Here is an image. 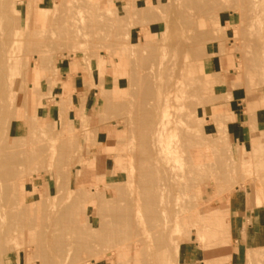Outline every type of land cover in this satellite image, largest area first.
I'll return each instance as SVG.
<instances>
[{
  "label": "rangeland",
  "instance_id": "obj_1",
  "mask_svg": "<svg viewBox=\"0 0 264 264\" xmlns=\"http://www.w3.org/2000/svg\"><path fill=\"white\" fill-rule=\"evenodd\" d=\"M36 1L38 4L29 7L28 0H0V3L4 4H0V8L5 9H0V42L9 40V37L3 36L7 32L6 29L13 30L16 24L19 30L18 37H12L10 51L13 58L12 71L16 79L12 109L16 113L6 117L5 124H8L0 130V139L3 140L0 141V147H7L5 150L20 160H16L14 156V160L6 168V171L11 170V177H4L0 173V180L6 179L0 181L1 187L5 185L0 194L3 192L0 196V206H3L2 213L5 215L0 229V264H40V260L43 261L41 264H165L163 261L166 256L170 257V264H184L190 249L206 264L210 259H219L215 262L230 260L237 251L235 240L238 235L234 227L237 211L242 209L249 216L250 212L257 208L264 209V139L250 140L252 131L257 129L264 137V0ZM205 3L206 6H203ZM184 4V7H179ZM146 14L150 18L145 17ZM90 21L93 24H90ZM199 32L202 38L205 35L206 41L200 46L202 51H195L194 48L195 52H202L200 57H196L195 53L194 56L182 44L200 39L196 38L200 35ZM60 34L63 37L66 34L67 38ZM214 34H217L216 38ZM1 37L4 40L1 41ZM191 38L192 41H189ZM141 61L144 64H140ZM133 77L135 81L132 82ZM141 79H146V83H142ZM148 81L155 83L151 86L152 92L149 91V86L147 87ZM166 81L170 82L169 86L175 85L182 90L185 99H174L173 107L168 109L165 118L181 117L186 122L183 130L192 131L189 132L190 136L197 141L200 139L205 145L202 148L195 142L190 149L196 153L202 150L204 158L201 160L202 166H196L189 154H186L187 151L178 156L174 161L177 180L171 186L173 189H166L162 195L159 183H147V188L154 186L152 189H155L151 191L149 188V193L157 190L160 194L155 193L158 197L155 195L153 202L149 204L146 200L152 193H148L150 196L146 199L148 189L140 177L143 178L142 167H148L151 163L141 156L145 153L143 149H150V142L147 141L146 144L141 134H145L143 132L147 129V124L149 138H144L149 140L152 135L153 129L150 130V124L147 122L153 119V123L157 121L158 114L154 107L161 103L167 92ZM163 82L167 85L162 84ZM139 85H142L144 92ZM146 91L151 94H145V102L140 101V95H134L135 92H141L143 95ZM248 99H259V102L251 106ZM140 102H144L141 105H154L149 107V110L146 109V112L150 111L153 116L144 114V107L138 117L139 112L137 114L136 111L140 110ZM231 112H236V118L229 126L231 117L228 113ZM245 116L248 124L244 122ZM257 121L259 127L256 126ZM68 123L71 125L68 126ZM240 125L246 126L244 139L236 134ZM67 127L72 131L67 132ZM177 134L171 139L176 141L178 137L182 138L183 133L180 134L178 130ZM73 137L76 140L72 139ZM4 141L7 142L5 146ZM196 153H193V156ZM138 160L141 162H137ZM16 163L18 164L15 165ZM40 164L43 168H40ZM183 167L185 170H181ZM191 168L194 171L190 170ZM220 168L223 170H219ZM178 171H186L184 173L187 175L179 174ZM217 171L225 175L222 176ZM228 172L229 174H226ZM218 174L221 178L217 177ZM179 183L182 185H177ZM175 184L180 193L175 191ZM117 186L119 187L116 188ZM98 188L103 193L88 199L86 192L89 190L95 193ZM4 194H11L13 198ZM77 197L82 200L80 205L78 203L81 200ZM179 205L181 207L178 210L176 208H179ZM118 206L128 208L135 226L131 228V234L138 232L139 239L144 240L142 246L137 249L138 252L135 251L132 236L129 235L131 239L128 237L129 240L120 241L124 245L119 242H101L97 246L96 242L91 240L89 245L94 251L84 253L79 244L81 241L86 242V235L77 231L68 233L66 226L62 228V215H72L78 220V225L92 224L91 233L94 234L100 231L102 225L115 223L107 210ZM87 211H90V214ZM217 211H220L221 219L213 216ZM148 212H156L155 222L149 221L151 219ZM212 212L214 214L209 217ZM220 213L217 214L220 216ZM22 214L24 215L21 216ZM212 217L214 219L210 220ZM215 218H218V221ZM164 219L170 223L168 229L174 226L171 230L173 232H170L172 234H169L170 230L162 229L163 221H166ZM19 221L20 224H15ZM152 222L155 225L152 227L156 230L153 232L149 226ZM173 222L174 225L171 224ZM122 225L123 227L118 225L119 230L126 229L125 223ZM113 226H116V223ZM143 228L151 234L148 239L141 235L144 233ZM63 229L66 230L61 232ZM205 230L209 233H204ZM197 231H200V234ZM63 232H66V240L61 238ZM203 234L209 235L204 237ZM201 236L205 239H200ZM207 236L213 238L209 239ZM245 236L242 238L245 239ZM228 237L230 239L226 241ZM198 238L200 241H197ZM155 239L158 240L156 245ZM206 242L212 243L213 247L211 248L210 244L205 248V245L209 244ZM247 245L246 264H264V245L260 242L258 246H253L249 241ZM175 246L178 247L177 254L173 252ZM221 249L228 250L222 252ZM219 251L225 255H219ZM109 252L112 253L111 258L106 255ZM96 254L103 256H99V260L98 256V259L95 257ZM116 255L121 260L116 258ZM158 255L161 256L157 260Z\"/></svg>",
  "mask_w": 264,
  "mask_h": 264
},
{
  "label": "bare ground",
  "instance_id": "obj_2",
  "mask_svg": "<svg viewBox=\"0 0 264 264\" xmlns=\"http://www.w3.org/2000/svg\"><path fill=\"white\" fill-rule=\"evenodd\" d=\"M4 1H8V0H4ZM14 1V0H13ZM61 1V0H60ZM63 1V0H62ZM177 1V0H176ZM211 0H209V2H210ZM220 1H222V0H220ZM220 1H218V3L220 2ZM224 1V0H223ZM248 1V0H247ZM64 2V1H63ZM179 2H182V1H179ZM193 1H191V3H192ZM201 2V1H200ZM211 2H213V0L211 1ZM196 3H198V2H196ZM1 5H4L2 2L0 3ZM21 4V3H20ZM33 4H38V2L36 1V0H28V6L29 7H31ZM177 4H178V2H177ZM188 4V3H187ZM194 4V3H193ZM60 5H62L61 3H60ZM133 5V4H132ZM186 4H184L183 6H179V7H184ZM87 6V5H86ZM194 6V5H193ZM203 6H206V3H205V5H203ZM65 7V6H64ZM88 7H90V6H88ZM92 7H94L93 5H92ZM96 7V6H95ZM196 7V6H195ZM197 7H199V6H197ZM196 7V8H197ZM215 7V6H214ZM133 8V7H132ZM187 8H190V7H187ZM194 8V7H193ZM0 9H3V8H0ZM9 9V8H8ZM95 9V8H94ZM184 9V8H183ZM195 9V8H194ZM3 10H5V9H3ZM68 10V9H67ZM88 10H89V8H88ZM134 10V9H133ZM177 10H178V8H177ZM182 10V9H181ZM202 10V9H201ZM63 11H66L65 9H63ZM83 11V10H82ZM91 11H94V10H91ZM156 11V10H155ZM180 11V10H179ZM197 11V10H196ZM69 13H70V11H68ZM95 12V11H94ZM178 12V11H177ZM68 13V14H69ZM97 13V12H96ZM129 13V12H128ZM180 13V12H179ZM182 13V12H181ZM180 13V14H181ZM202 13V12H201ZM205 13V12H204ZM67 14V13H66ZM92 14V13H91ZM95 14V13H94ZM96 15V14H95ZM147 16V14L145 15V17ZM182 16H183V14H182ZM184 16H185V14H184ZM183 16V17H184ZM191 16V15H190ZM189 15H188V17H190ZM37 17V16H36ZM95 17V16H94ZM99 17V16H98ZM131 17V16H130ZM144 17V18H145ZM148 18H150V16L148 15L147 16ZM1 18V17H0ZM81 18V17H80ZM109 18V17H108ZM126 18V17H125ZM186 19L185 20H187V17H185ZM192 18V17H191ZM82 19V18H81ZM94 19H96V18H94ZM1 21H2V19H0ZM112 20H113V18H112ZM124 20V19H123ZM123 20H121V21H123ZM152 20V19H151ZM183 20V19H182ZM190 20V19H189ZM188 20V21H189ZM0 21V22H1ZM104 21V20H103ZM88 22V21H87ZM192 22V19H191V21H190V24H192L191 23ZM12 23V22H11ZM72 23V22H71ZM83 23V22H82ZM82 23L80 24V25H82ZM93 24V22H91L90 21V24ZM99 24H100V21L98 22ZM120 23H122V22H120ZM186 24H188L187 22H186ZM185 24V25H186ZM190 24H188V25H190ZM16 24H14V29L12 30V28H11V25H9V28H11V29H6V33L5 34H3V36H4V38L6 37V38H8L9 37V40L7 41V42H0V130L2 131V128L4 127V126H6V124H8V123H6L5 124V121H6V117L7 116H9L11 113L12 114H15L16 112H14L13 111V109H12V106L14 105L13 104V102H15V100L13 101V98H15V81H16V79H15V77H14V74H13V71H12V67H13V58H12V56H11V53H10V51H11V49H12V44L11 43H13V36H14V38H15V36L16 37H18V33H19V30H18V28H17V26H15ZM86 25V24H85ZM97 25V24H96ZM103 25V24H102ZM106 25V24H105ZM64 26V25H63ZM99 26H101V25H99ZM8 27V26H7ZM66 27V26H65ZM81 27V26H80ZM85 27V26H84ZM86 28V27H85ZM93 29H94V27H92ZM123 28V27H122ZM121 28V29H122ZM132 28V27H131ZM4 29V28H3ZM84 29V28H83ZM96 29V28H95ZM98 30H99V27L97 28ZM102 29H104V28H102ZM110 29V28H109ZM66 31H67V29H65ZM87 30V29H86ZM127 30H129V29H127ZM215 30V29H214ZM75 31H77V29L75 30ZM82 32L84 31V30H81ZM80 31V32H81ZM97 31V30H96ZM1 32H2V30H1ZM39 32V31H38ZM50 32V31H49ZM52 32V31H51ZM50 32V33H51ZM65 32V31H64ZM67 32H70V30L69 31H67ZM66 32V33H67ZM73 32V31H72ZM81 32V33H82ZM215 31H213V33H214ZM3 33V32H2ZM31 33V32H30ZM128 33V32H127ZM200 33V32H199ZM198 33V34H199ZM68 34V33H67ZM78 34V33H77ZM83 34V33H82ZM91 34V33H90ZM197 34V35H198ZM203 34V33H202ZM205 34V33H204ZM46 35V34H45ZM59 35V34H58ZM61 35V34H60ZM79 35H81L80 33H79ZM84 35L86 36V33H84ZM103 35V34H102ZM215 35V34H214ZM217 35V34H216ZM216 35H215V37L214 38H216ZM2 36V35H1ZM33 36V35H32ZM62 37H63V35H61ZM91 36H93V34L91 35ZM97 36V35H96ZM100 36H101V34H100ZM196 36V35H195ZM52 37V36H51ZM66 37V34H65V36L63 37V38H65ZM203 36H201V33H200V35H198V37H196L197 39L198 38H200V39H198V40H196V39H194V40H196V41H194V42H186V43H184V45L182 44V46L183 47H185V48H187V50H189V52L190 53H192L193 55H194V53H195V55H196V57H200L201 55H202V52H195V51H202V49H201V47L200 46H202L201 44H203V41L206 39L205 38V35H204V38H202ZM1 38H3V37H1ZM4 38L3 39H1V41L2 40H4ZM32 38V37H31ZM67 38V37H66ZM28 39H29V37H28ZM27 39V40H28ZM54 39H56V38H54ZM72 39H75V38H72ZM82 39V38H81ZM106 39V38H105ZM192 39L193 38H191V39H189V41L191 40L192 41ZM34 40V39H33ZM43 40V39H42ZM48 40V39H47ZM50 40V39H49ZM57 40V39H56ZM61 40V39H60ZM67 40V39H66ZM69 40V39H68ZM118 40H120V39H118ZM128 40V39H127ZM188 40V39H187ZM30 41V40H29ZM63 41V40H62ZM206 41V40H205ZM25 42H27V41H25ZM44 42V41H43ZM42 42V43H43ZM68 42V41H67ZM66 42V43H67ZM99 42V41H98ZM150 42V41H149ZM29 43V42H28ZM119 43V42H118ZM154 42H152V44H153ZM11 44V45H10ZM38 44V43H37ZM62 44V43H61ZM72 44H74L73 42H72ZM115 44V43H114ZM121 44V43H120ZM146 44H147V42H146ZM67 45H69V44H67ZM67 45H65V46H67ZM148 45V44H147ZM32 46H35V45H32ZM70 46V45H69ZM92 47L94 46V45H91ZM127 46H129L128 44H127ZM27 47H30V46H27ZM131 47V46H130ZM152 47H154V46H152ZM198 47H200V49L201 50H199V48ZM32 48V47H31ZM57 48V47H56ZM110 47H108V49H109ZM129 48V47H128ZM146 48H147V46H146ZM194 48H195V51H194ZM91 49V48H90ZM115 49V48H114ZM143 49V48H142ZM68 50H70V49H68ZM32 51H36V50H32ZM192 51H194V52H192ZM25 52V51H24ZM39 52V51H38ZM44 52V51H43ZM109 52V51H108ZM26 54H27V52H25ZM89 53V52H88ZM95 53V52H94ZM129 53V52H128ZM194 55V56H195ZM97 56V55H96ZM42 59H43V57H41ZM136 58V57H135ZM143 58H145V57H143ZM154 58V57H153ZM135 60H137V59H135ZM145 60V59H144ZM177 60V59H176ZM145 61H147V60H145ZM175 61V60H174ZM178 61V60H177ZM173 62V61H172ZM20 63V62H19ZM104 63H105V61H104ZM136 63V62H135ZM140 63V62H139ZM100 64H101V62H100ZM140 64H144V63H142V61H141V63ZM148 64V63H147ZM41 65H43V64H41ZM136 65H138V64H136ZM169 65H171V64H169ZM142 66V65H141ZM171 67H173V66H169V68H171ZM137 68V67H136ZM122 69V68H121ZM152 70H154L153 68H151ZM150 69V70H151ZM168 70V69H167ZM101 74V73H100ZM150 74V73H149ZM148 74V75H149ZM171 74V73H170ZM139 76V75H138ZM103 77V76H102ZM142 77V76H141ZM146 77V76H145ZM134 78V77H133ZM102 79V78H101ZM117 79V78H116ZM137 79H139V78H137ZM148 79V78H147ZM143 80H145V82L143 81ZM171 80V79H170ZM169 80V81H170ZM132 82L133 81H135V78H134V80H131ZM139 81V80H138ZM142 83H146V79H141L140 80ZM150 81V80H149ZM148 81V82H149ZM140 82V83H141ZM171 82V81H170ZM170 82H168V81H166V83H168V85L167 84H165V82H163L162 84H164V85H167L168 87H167V92H166V94H165V96L163 97V99H162V101H161V103H158L155 107H154V105L153 106H151L150 104L149 105H141V104H143L145 101V94H151V93H149V91H151L152 92V90H151V86L152 85H155V83L154 82H149V85H147V87L148 88H150L149 89V91L147 92L146 91V93H144L143 95H141L142 93L140 92L139 94H136V92H135V94L134 95H136V96H138V95H140L139 97H140V101H144L143 103L142 102H140V110L139 111H136L137 112V114H138V112H139V116L138 117H140L141 115H140V111L142 112L143 110H144V107H145V111H143V112H145L144 114H148V116L149 115H152L153 116V113L151 114V112L150 111H148V112H146V109L147 110H149V107H154L155 109H154V111L155 112H157V121L155 122V123H153L154 122V119L153 120H150L149 122H147V123H149L150 125V130L151 129H153V132L151 131V133H152V135H151V137H150V139L148 140L147 138H144V136L145 137H148V133H150L149 131H146L147 129H148V126H147V124H146V128L147 129H145L144 131L145 132H143V133H145V134H141V138H143V139H145V143L146 144H148L147 143V141H149L150 142V149H143L142 151H144L145 153H143V155H141V156H143V159H146V160H148V161H151V163H150V165L148 166V167H142L143 165H141V167L144 169V171L142 172L143 174H141L142 176H143V178L142 177H140V179H142L143 180V185H146V189H148V190H146L147 191V195H146V199H147V196H150V195H152V196H150V197H148L149 199L148 200H146V201H149L150 203L149 204H151V202H153V200L152 199H154L155 198V195H157V194H159V193H157L158 191L156 190V192H150V193H152V194H150L149 193V188H153V187H149V188H147V186L148 185H152L153 183L156 185V183H159L160 184V187L159 188H161V192L162 193H160V194H162L163 195V192L164 191H166V189H170V187L171 186H173V184L175 183V181L177 180L176 179V177H177V175H176V173H175V164H174V161L178 158V156H180V155H184V153H186V151H187V153L186 154H189V156H190V158H191V160L196 164V166H199V165H201L202 166V164H201V160L204 158V153H203V151L202 150H200V151H197V153L193 150H191L190 149V147L191 146H193V144L195 143V142H197V146H198V144H199V146H201L202 148H203V142L202 141H200V139H198L199 141H197V139H195V138H193L192 136H190L191 135V133H192V131H185V130H183L184 129V126H185V124H186V122L183 120V119H181V117H174V119H173V117H172V119H170V118H165L166 116V114H167V112H168V109L169 108H171V107H173L172 105H173V103H174V99H178L179 97H181V99H185V97L182 95L183 93H182V90H180V89H178L175 85H170L169 86V83ZM99 83H101V82H99ZM141 83V84H142ZM153 83V84H152ZM102 84V83H101ZM136 85V84H135ZM143 85V84H142ZM141 85V86H142ZM98 86H100V85H98ZM140 86V85H139ZM141 86H140V89H141ZM96 87H97V85H96ZM164 87V86H163ZM138 88V87H137ZM142 88H144L145 90H146V88L144 87V85L142 86ZM152 88H154V87H152ZM127 89V88H126ZM39 90V89H38ZM50 90V89H49ZM133 90V89H132ZM136 90V89H135ZM143 89H141V91H142ZM164 90H165V88H164ZM140 91V90H139ZM199 91H201L200 89H199ZM203 91H205L204 89H203ZM17 92V91H16ZM142 92H144V91H142ZM36 93H38V92H36ZM134 95H132V96H134ZM146 95V98H148V96ZM171 95H173L172 97H171ZM14 96V97H13ZM152 96V95H151ZM131 97V96H130ZM136 98H138V97H136ZM135 98V99H136ZM142 98H144V99H142ZM109 99V98H108ZM120 99H122V98H120ZM139 99V98H138ZM61 100V99H60ZM137 100V99H136ZM134 101V102H137V101ZM12 101V102H11ZM66 101V100H65ZM110 101V100H109ZM61 102H63V101H61ZM68 102V101H67ZM176 102H178V101H176ZM71 103V102H70ZM131 102H129V104H130ZM16 104V103H15ZM68 104V103H67ZM66 104V105H67ZM109 104V103H108ZM117 104H119V103H117ZM122 104L123 105H125L123 102H122ZM139 104V103H138ZM111 105H113V104H111ZM132 105V104H131ZM64 106V105H63ZM62 106V107H63ZM143 108H142V107ZM16 107V106H15ZM66 107V106H65ZM111 107H114V106H111ZM176 107V106H175ZM64 108V107H63ZM118 108H119V106H118ZM138 108V107H137ZM136 108V109H137ZM113 110H115V109H113ZM138 110V109H137ZM174 110V109H173ZM63 112H64V110H62ZM134 112H135V110H134ZM149 112H150V114H149ZM208 112H210V111H208ZM115 113V112H114ZM119 113V112H118ZM11 114V116H13ZM135 114V113H134ZM143 113H142V116L144 115ZM160 114V115H159ZM68 115V114H67ZM106 115V114H105ZM26 116V115H25ZM106 117V116H105ZM136 117V116H135ZM189 117L190 118H192L191 117V115H189ZM147 118H151V117H147ZM146 118V119H147ZM32 120V119H31ZM132 120V119H131ZM138 120V119H137ZM66 121V120H65ZM151 121H152V123H151ZM67 122V121H66ZM136 122H139V121H136ZM69 124V123H68ZM152 124H154V126L152 125ZM64 125V124H63ZM71 124H69L68 126H70ZM30 126H32V125H30ZM63 127V126H62ZM153 127V128H152ZM186 127H188V126H186ZM68 128V127H67ZM133 128H135V127H132V129ZM6 129H9V128H6ZM6 129H3V131H5ZM69 129V128H68ZM72 129V128H71ZM136 130V129H135ZM138 130H140V129H138ZM180 131V134L181 133H183V135L181 136L182 138H180V137H178V139L176 140V141H174V140H172L171 138L172 137H174L176 134H177V131ZM1 131H0V133H1ZM69 131H72V130H67V132H69ZM29 132V131H28ZM141 132H142V129H141ZM148 132V133H147ZM189 132H191V133H189ZM5 133H8V132H5ZM4 133V134H5ZM71 133V132H70ZM70 133H68V135L70 134ZM138 133H140V132H138ZM48 134V133H47ZM61 134V133H60ZM130 134V133H129ZM148 134V135H147ZM180 134H179V136H180ZM2 135V134H1ZM0 135V136H1ZM6 135V134H5ZM38 135V134H37ZM64 135V134H63ZM62 135V136H63ZM67 135V134H66ZM94 135V134H93ZM139 135V134H138ZM192 135H194V134H192ZM4 136V135H3ZM7 136V135H6ZM70 136V135H69ZM74 136V135H73ZM133 136V135H132ZM137 136V135H136ZM176 136H178V134L176 135ZM72 137V136H71ZM137 137H140V136H137ZM30 137H28V139H29ZM141 138H139V139H141ZM149 138V137H148ZM3 139V138H2ZM21 139V138H20ZM31 139V138H30ZM60 139V138H59ZM64 139V138H63ZM72 139H74V140H76V138L75 137H73ZM143 139H141V140H143ZM6 140V139H5ZM16 140V139H15ZM18 140V139H17ZM58 140V139H57ZM0 141H3V140H1L0 139ZM19 141H22L23 142V140H19ZM25 141V140H24ZM69 141V140H68ZM15 142V141H14ZM30 142V141H29ZM40 142V141H39ZM60 142V141H59ZM65 142V141H64ZM77 142V141H76ZM126 142V141H125ZM142 142V141H141ZM5 143H7V142H5L4 141V146H5ZM17 143V142H16ZM72 143V142H71ZM70 143V145L72 146L73 144H71ZM140 143V142H139ZM33 144V141H32V143H31V145ZM39 144V143H38ZM60 144V143H59ZM61 144H64L63 142H61ZM67 144V143H66ZM144 144V143H143ZM14 145H16V144H14ZM13 145V146H14ZM90 145V144H89ZM24 146V145H23ZM25 146H26V144H25ZM28 146H30V144L28 145ZM35 146V145H34ZM56 146H58V145H56ZM205 146V145H204ZM40 147H42V146H40ZM74 147V146H73ZM7 147H5V148H1L0 147V173L4 176V177H11L10 175H11V170H7L6 171V168L10 165V163H12V161L14 160V154H11V153H8L5 149H6ZM22 148V147H21ZM58 148V147H57ZM70 148V147H69ZM24 149V148H23ZM38 149V148H37ZM41 149V148H40ZM39 149V150H40ZM60 149V148H59ZM66 149H68V148H66ZM74 149V148H73ZM137 149H139L138 147H137ZM13 150V149H12ZM35 150V149H34ZM33 150V151H34ZM188 150H189V152H188ZM40 151H42V150H40ZM134 151H137V150H134ZM10 152V151H9ZM15 152H17V151H15ZM20 152V151H19ZM22 152H24V151H22ZM34 152H36V151H34ZM44 152V151H43ZM42 152V153H43ZM58 152H60V151H58ZM18 153V152H17ZM71 153V152H70ZM69 153V154H70ZM141 153V152H140ZM193 153H196L194 156H193ZM30 154V153H29ZM129 154V153H128ZM139 154V153H138ZM217 154V153H216ZM73 155V154H72ZM75 155V154H74ZM29 156V155H28ZM68 156H70V155H68ZM36 157V156H35ZM15 158H17V156H15ZM20 158V157H19ZM28 158V157H27ZM39 158V157H38ZM38 158H37V160H38ZM41 158V157H40ZM44 158V157H43ZM69 158V157H68ZM140 158V157H139ZM139 158H137V159H139ZM189 158V159H190ZM16 160H19L18 158L16 159ZM26 160V159H25ZM40 160V159H39ZM43 160V159H42ZM217 160H219V159H217ZM20 161V160H19ZM22 161V160H21ZM35 161V160H34ZM136 161V160H135ZM36 162V161H35ZM40 162V161H39ZM43 162V161H42ZM137 162H141V160L139 161H137ZM137 162H135V163H137ZM147 162V161H146ZM148 163V162H147ZM188 163H191V162H188ZM18 163H16L15 165H17ZM23 164H28L27 162L26 163H24L23 162ZM141 164H143V163H141ZM12 165V164H11ZM30 165H31V163H30ZM29 165V166H30ZM41 165V164H40ZM205 165V164H204ZM19 166V165H18ZM22 166H24V165H22ZM55 166H57V165H55ZM145 166V165H144ZM189 166L190 165H188V168L187 169H189ZM86 167H88V166H86ZM141 167H139L140 169H141ZM192 167H195V166H193L192 165ZM212 167H214V166H212ZM219 167V166H218ZM13 168H16V167H13ZM30 168H31V166H30ZM40 168H43L42 167V165H41V167ZM85 168V167H84ZM114 168V167H113ZM57 169V168H56ZM70 169V168H69ZM177 170H178V168H176ZM193 168H191L190 170H192ZM214 169H216V168H214ZM16 170V169H15ZM28 170H31V169H28ZM181 170H185L184 169V167L181 169ZM197 170V169H196ZM199 170H201V169H199ZM204 170V169H203ZM219 170H223V169H219ZM14 171V170H13ZM186 171H188V170H186ZM186 171H178L179 172V174L180 173H182V174H186L187 175V173H184V172H186ZM192 171H194V170H192ZM205 171V170H204ZM20 172H22V171H20ZM199 172V171H198ZM217 172H220V171H217ZM225 172V171H224ZM16 173V172H15ZM201 173V172H200ZM205 173V172H204ZM216 173V172H215ZM221 173V175L222 176H224L225 174L223 173V172H220ZM112 174H114L113 172H112ZM182 174H181V176H182ZM194 174H195V172H194ZM199 174V173H198ZM201 174H203V173H201ZM217 174V173H216ZM226 174H229V172L228 173H226ZM140 175V174H139ZM138 175V176H139ZM185 175V177H188V176H186ZM220 174H218L217 175V177L219 176ZM20 176H22V175H20ZM204 176H205V174H204ZM215 176V175H214ZM4 177H2V178H4ZM70 177H72V175L70 176ZM183 177V176H182ZM230 177V176H229ZM1 178V179H2ZM17 178V177H16ZM219 178H221V176H219ZM224 178V177H223ZM223 178H222V181H223ZM191 179V178H190ZM2 180H6V179H2ZM2 180H0V181H2ZM9 180V179H8ZM192 181V180H191ZM3 182H6V181H3ZM11 183L12 182H16V181H10ZM151 182H153V183H150ZM208 181H206V183H207ZM2 182H0V184H1ZM9 183V182H8ZM18 183V182H17ZM147 183H149L148 185H147ZM197 183V182H196ZM195 183V184H196ZM4 184V183H3ZM14 184V183H13ZM61 184V183H60ZM194 184V183H193ZM222 184V183H221ZM18 185V184H17ZM105 185V184H104ZM177 185H182L181 183H179V184H177ZM192 185V184H191ZM190 185V186H191ZM7 186V185H6ZM94 186V185H93ZM119 186H120V184H119ZM119 186H117L116 188H118ZM159 186V185H158ZM189 186V187H190ZM195 186V185H194ZM222 186V185H221ZM224 186V185H223ZM222 186V187H223ZM4 187H5V185H4ZM4 187H1L0 186V194H1V191H2V189L4 188ZM8 187H10V186H8ZM96 187V186H95ZM175 187H176V184H175ZM174 187V188H175ZM178 187V186H177ZM176 187V189H175V191H177L178 193H180V191H178L177 188ZM198 187H199V185H198ZM220 187V186H219ZM172 188V187H171ZM194 188V187H193ZM15 189V188H14ZM103 189V188H102ZM173 189V188H172ZM172 189H171V191H172ZM182 189H183V187H182ZM10 190V189H9ZM9 190H6V191H9ZM12 190V189H11ZM98 190H99V188H98ZM96 190V192L95 193H91V192H89V190L86 192V193H88L87 195H89V197H88V199L89 198H95V195L96 194H100V192H101V190ZM155 189H152L151 191H154ZM159 190V189H158ZM82 191V190H81ZM118 191V190H117ZM145 191V192H146ZM160 191V190H159ZM182 192H183V190H181ZM232 191V190H231ZM11 192V191H10ZM104 192H105V190H104ZM181 192V193H182ZM13 192H11V194H12ZM101 193H103V192H101ZM117 193V192H116ZM118 193H121V192H118ZM150 195H149V194ZM155 193H157V194H155ZM169 193V192H168ZM172 193H174V192H172ZM184 193H186L185 191H184ZM183 193V194H184ZM189 193H190V191H189ZM222 193H223V191H222ZM11 194H9L11 197H12V195ZM62 194V193H61ZM159 194V195H160ZM170 194V193H169ZM177 194V193H176ZM221 194V193H220ZM2 195H3V192H2ZM2 195H0V196H2ZM5 196H8V198H10L9 197V195H6V194H4ZM81 195H83V194H81ZM118 195V194H117ZM162 195H161V199H162ZM174 195V194H173ZM83 196H85V195H83ZM119 196V195H118ZM145 196V195H144ZM154 196V197H153ZM156 197H158V195L156 196ZM176 197V196H175ZM175 197H174V203H175ZM13 198V197H12ZM77 198H79V197H77ZM81 198H83V197H81ZM102 198V197H101ZM186 198V197H185ZM6 199V198H5ZM80 199V198H79ZM79 199L77 200V201H79ZM188 199V198H187ZM0 200H2V199H0ZM9 201H11L10 199H8ZM81 200V199H80ZM109 200V199H108ZM117 200H119V199H117ZM152 200V201H151ZM168 200V199H167ZM166 200V201H167ZM182 201H183V199H181ZM185 200V199H184ZM190 200V199H189ZM40 201V200H39ZM86 201H88V200H86ZM162 201V200H161ZM187 201V200H186ZM191 201V200H190ZM113 202V201H112ZM177 202V201H176ZM9 203V202H8ZM77 203V202H76ZM80 203H82V200H81V202H79L78 204L80 205ZM155 203V202H154ZM162 203V202H161ZM184 203V202H183ZM190 203V202H189ZM33 204V203H32ZM43 204V203H42ZM103 204H105V203H103ZM165 204V203H164ZM23 205V204H22ZM26 205V204H25ZM26 206H28V205H26ZM165 206V205H164ZM183 206H185V204L183 205ZM21 207V206H20ZM19 207V208H20ZM36 207V206H35ZM41 207H43V205L41 206ZM79 207V206H78ZM180 207H181V205H179V208H176V209H180ZM190 207V206H189ZM2 208H3V206H0V229H1V226H2V224H3V220L5 219V215L2 213ZM23 208H25V207H23ZM30 208V207H29ZM77 208V207H76ZM86 208V207H85ZM170 208V207H169ZM183 208V207H182ZM185 208H187V206L185 207ZM4 209V208H3ZM80 209V208H79ZM131 209V208H130ZM27 210H29L28 208H27ZM43 210V209H42ZM149 210V209H148ZM167 210V209H166ZM189 210H191V209H189ZM6 211V210H5ZM14 211V210H13ZM33 211H34V209H33ZM62 211V210H61ZM77 211V210H76ZM154 211H155V209H154ZM169 211V210H168ZM7 212H9V211H7ZM35 212V211H34ZM63 212V211H62ZM88 212V214H90V211H87ZM107 212H108V214L111 216V218H112V216H113V219L114 220H112V221H115V223H116V226H113L115 223L114 222H112L113 223V225L112 224H109V226H104V225H102L99 229H100V231L99 232H96V233H91V228H92V224H88V223H85V225L84 226H81V225H78L77 223H78V220L75 218H73L72 217V215H66V216H63L62 215V217H63V219L60 221L61 223H63L64 224V226L62 227V226H60V228L62 227V228H64L65 226H66V229H67V232L69 233V232H75V231H77V232H82L83 234H84V236L86 235V242L85 241H81L80 242V244H79V247L81 246V248L83 249V250H81L82 252H84V253H89L90 251H94V249L92 248V246L91 245H89V243H90V241L91 240H94L95 242H96V245L97 246H99V244L101 243V242H103V243H116V242H119V243H121L122 241H124V240H129L128 239V237H129V235H131L132 236V242H133V245H134V247H135V251L140 247V246H142V242L144 241V240H140L139 239V235L140 234H137L138 232H136L134 235H132L133 234V230H131V228L134 226V224H133V218L131 217V213L129 212V210H128V208L127 207H124V208H122V207H112V208H110V209H108L107 210ZM147 212V211H146ZM19 213V212H18ZM29 213V212H28ZM156 213V212H155ZM155 213L154 214H150L149 212H148V215L150 216V219L151 220H149V221H153V222H155L156 221V216L157 215H155ZM188 213V212H187ZM217 213L219 214L220 213V211L218 212L217 211ZM216 213V215L212 212V213H210V216L209 217H211V214L213 215V216H215V217H218V218H220L221 217V213H220V216L218 215ZM25 214V213H24ZM24 214H22L21 216H23ZM56 214V213H55ZM165 214V213H164ZM163 214V215H164ZM178 214V213H177ZM209 214V213H208ZM208 214H206V217L208 216ZM35 215V214H34ZM40 215V214H39ZM163 215H162V217H163ZM166 215V214H165ZM164 215V216H165ZM186 215H189V214H186ZM191 215V214H190ZM203 215V214H202ZM12 216L14 217V213H12ZM103 216V215H102ZM108 216V215H107ZM17 217V216H16ZM59 217H61V216H58V218ZM77 217V216H76ZM145 217H147V216H145ZM188 217V216H187ZM12 218V217H11ZM26 218H28V217H26ZM165 218V217H164ZM175 218V217H174ZM184 218V217H183ZM197 218H200L199 216H197ZM196 218V219H197ZM218 218L216 219L217 221H218ZM9 219V218H8ZM170 219H172V218H170ZM212 219H214L213 217L210 219V220H212ZM221 219V218H220ZM164 220H166V219H164ZM169 220V219H168ZM206 220V219H205ZM224 220V219H223ZM12 221V220H11ZM110 221V220H109ZM148 221V220H147ZM171 221H173V220H171ZM195 222H196V220H194ZM197 221H199V220H197ZM221 221V220H220ZM60 222H59V224H60ZM80 222V221H79ZM153 222H152V225H149L151 228H150V231H152L153 232V230H155V229H153V227L152 226H155L154 224H153ZM175 222H176V220H175ZM208 222V221H207ZM222 222V221H221ZM83 224H84V222H82ZM110 223V222H109ZM123 223H125V225H126V229H121V230H119L120 229V227H123ZM168 221L166 220V221H163V224H162V229L163 230H170L169 231V234H172V233H170V232H173V231H171L172 230V228L174 227V226H172V228H169L168 229ZM15 224H20V221H19V223H15ZM66 224V225H65ZM133 224V225H132ZM170 224V223H169ZM171 224H173L174 225V222L173 223H171ZM177 224V223H176ZM120 227H119V226ZM186 225V224H185ZM196 225V224H195ZM221 225V224H220ZM18 226V225H17ZM59 226V225H58ZM113 226V227H112ZM178 226V225H177ZM177 226H175V227H177ZM188 226V225H187ZM193 226V225H192ZM191 226V227H192ZM199 226V225H198ZM213 226V225H212ZM229 226V224L227 225V229L229 228L228 227ZM38 227V226H37ZM135 227V226H134ZM194 227V226H193ZM215 227H217V226H215ZM221 227H223V225L221 226ZM7 228V227H6ZM13 228V227H12ZM35 228V227H34ZM185 228V227H184ZM218 228H220V227H218ZM31 229V228H30ZM66 229H63V230H60L61 232L62 231H64V230H66ZM148 229H149V227H148ZM175 229H178V228H175ZM182 229V228H181ZM181 229H179L180 231H181ZM224 229H225V227H224ZM224 229H222V230H224ZM227 229H225V230H227ZM9 230V229H8ZM44 230H45V228H44ZM59 230V229H58ZM125 231V232H123V231ZM229 230V229H228ZM144 233L143 234H141L142 236H145L146 237V239H148L149 238V236H151V234L149 233V231H144V228H143V230H142ZM156 231V230H155ZM190 231V230H189ZM206 231V230H205ZM23 232V231H22ZM38 232V231H37ZM131 232H132V234H131ZM174 232H176V231H174ZM198 232V231H197ZM200 232V231H199ZM198 232V233H199ZM215 232V231H214ZM228 232V231H227ZM43 233H45V231L43 232ZM64 233H66V232H63L62 234H63V236H61V238L63 237V240H66V235L64 234ZM67 233V234H68ZM165 233V232H164ZM177 233V232H176ZM204 233H209V232H204ZM218 233V232H217ZM5 234H6V232H5ZM153 234H155V233H153ZM168 234V233H167ZM200 234V233H199ZM199 234H198V236H199ZM216 234V233H215ZM215 234H213V236H216ZM219 234V233H218ZM81 235V234H80ZM187 235H188V233H187ZM204 235V237H206V235H209V234H203ZM220 235V234H219ZM60 236H58L59 238H60ZM81 236H83V235H81ZM81 236H80V238H81ZM130 236V237H131ZM164 236V235H163ZM166 236V235H165ZM213 236H210L211 238H213ZM245 236V235H244ZM8 237V236H7ZM6 237V238H7ZM57 237V236H56ZM65 237V238H64ZM129 237V238H130ZM156 237V236H155ZM169 237V236H168ZM204 237H202L201 236V238L200 239H203ZM210 237L209 236H207V238H209L210 239ZM227 237V236H226ZM246 237V236H245ZM37 238V237H36ZM76 238V237H75ZM78 238V237H77ZM79 238V239H80ZM166 238V237H165ZM199 238H198V240L197 241H200L199 240ZM216 238V237H215ZM56 239V238H55ZM54 239V240H55ZM78 239V240H79ZM88 239V240H87ZM131 239V238H130ZM157 239V238H156ZM156 239H155V241H154V243L155 242H157L158 243V240L156 241ZM205 239V238H204ZM216 239H219V237H217ZM225 239V238H224ZM229 237L228 238H226V241H229ZM2 240V239H1ZM3 240H5V239H3ZM61 240V239H60ZM154 240V239H153ZM163 240H165V239H163ZM208 240V239H207ZM221 240V239H220ZM219 240V241H220ZM121 241V242H120ZM149 240H147V242H148ZM208 241H210V242H212L211 240H208ZM225 242V240H222V241H220V242ZM2 242V241H1ZM128 242H130V241H128ZM146 242V243H147ZM210 242H206V243H209V244H206L205 245V248H206V246H208L209 247V245L211 244V248L213 247V245H212V243H210ZM215 242H218L217 240H215ZM60 243H62L63 244V242L61 241ZM160 243V242H159ZM167 243V242H166ZM6 244H7V242H6ZM6 244H5V247H6ZM91 244V243H90ZM38 245V244H37ZM121 245H124V244H122L121 243ZM126 245V244H125ZM127 245H128V243H127ZM149 245V244H148ZM155 245H156V243H155ZM159 245V244H158ZM157 245V246H158ZM215 245V244H214ZM118 246V245H117ZM116 246V247H117ZM156 246V248H157V250H158V247ZM227 246V245H226ZM225 246V247H226ZM118 247H121V246H118ZM126 247V246H125ZM204 247V246H203ZM225 247H223V248H225ZM229 247V246H228ZM222 248V247H221ZM93 249V250H92ZM142 249V248H141ZM209 249V248H208ZM95 250H97V248L95 249ZM116 250V249H115ZM122 250V249H121ZM170 250V249H169ZM221 250H223V249H221ZM228 250V249H227ZM227 250H223L222 252H225V251H227ZM1 251H2V249H1ZM125 251V250H124ZM230 251H232L231 250V247H230ZM106 252V251H105ZM113 252V251H112ZM114 252H117V251H114ZM136 252H138V250L136 251ZM157 252V251H156ZM159 252V251H158ZM164 252V251H163ZM171 252V251H170ZM173 252H175L176 254H177V252H178V247L177 246H175V248H174V251ZM220 252V251H219ZM229 252V251H228ZM227 252V253H228ZM97 253H98V251H97ZM104 253V252H103ZM103 253H100V254H103ZM165 253V252H164ZM42 254H43V252H42ZM99 254V256H101V258H102V256L103 255H100ZM126 254V253H125ZM134 254V253H133ZM221 254V252L219 253V255ZM70 255V254H69ZM73 255V254H72ZM106 255H108L109 256V258H111L112 257V253H106ZM222 255H225V254H221V256ZM34 256V255H33ZM98 255L96 254V256L95 257H97ZM98 256V257H99ZM117 256V255H116ZM115 256V257H116ZM123 256H126V255H123ZM159 257H156L157 258V260L160 258V256L161 255H158ZM92 257H94V256H92ZM98 257H97V259H98ZM114 257V256H113ZM173 257V256H172ZM171 257V258H172ZM35 258H38V257H35ZM74 258H75V256H74ZM100 257H99V260L101 259ZM108 258V257H107ZM108 258V259H109ZM116 258H118V256L116 257ZM141 258H142V256H141ZM103 259H105V256L103 257ZM119 259V258H118ZM126 259H128V258H126ZM133 259V258H132ZM131 259V260H132ZM173 259V258H172ZM99 260H97V261H99ZM107 260V259H106ZM119 260H121V259H119ZM125 260V259H124ZM124 260H123V262H124ZM177 260V259H176ZM41 262H43L42 260H40ZM39 261V262H40ZM67 261H68V258H67ZM66 261V262H67ZM107 261H109V260H107ZM110 261H111V259H110ZM140 261H142V260H140ZM159 261H161V260H159ZM170 257H168V256H166V257H164V261H163V263H165V264H170ZM174 261H175V259H174ZM210 261H211V259H210ZM216 261V260H215ZM41 262H40V264H41ZM112 263H113V261H111ZM176 262V261H175ZM208 262V261H207ZM219 262V261H218ZM224 262V261H223ZM223 262H219V263H217V264H220V263H223ZM226 262V261H225ZM80 263V262H79ZM95 263V262H94ZM142 263V262H141ZM214 263V262H213ZM43 264V263H42ZM46 264V263H45ZM67 264V263H66ZM156 264H158V262H156ZM173 264H175V263H173Z\"/></svg>",
  "mask_w": 264,
  "mask_h": 264
},
{
  "label": "crops",
  "instance_id": "obj_3",
  "mask_svg": "<svg viewBox=\"0 0 264 264\" xmlns=\"http://www.w3.org/2000/svg\"><path fill=\"white\" fill-rule=\"evenodd\" d=\"M241 99V98H239ZM242 100V99H241ZM248 103L252 105H256L259 102V99H248ZM248 113L251 114L249 111ZM231 117V125L234 118H236V112L228 113ZM247 118L245 116L244 122L247 123ZM256 126L259 127V122H256ZM245 130L246 126L240 125L237 127L236 134L240 136L242 139L245 138ZM264 137L260 134L259 130L252 131L250 140H262ZM249 140V141H250ZM235 220V232L238 235V238L235 240V244L237 245V251L232 255L230 260L223 262L222 264H246L245 252L247 248V242L249 241L253 246H258L261 242L264 245V209L257 208L254 211L250 212L249 216L245 214V212L240 209L237 211V216ZM243 235H246V238L243 239ZM215 260L219 259H211L208 260L207 264H217L219 262H215ZM214 262V263H213ZM184 264H206L205 261L199 260L198 255L193 252V249H190L186 255Z\"/></svg>",
  "mask_w": 264,
  "mask_h": 264
}]
</instances>
